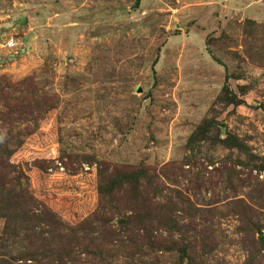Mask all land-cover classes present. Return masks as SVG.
<instances>
[{"label":"rangeland","instance_id":"rangeland-1","mask_svg":"<svg viewBox=\"0 0 264 264\" xmlns=\"http://www.w3.org/2000/svg\"><path fill=\"white\" fill-rule=\"evenodd\" d=\"M0 264H264V0H0Z\"/></svg>","mask_w":264,"mask_h":264}]
</instances>
